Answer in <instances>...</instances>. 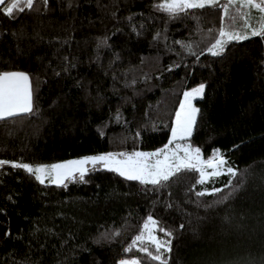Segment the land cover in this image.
I'll list each match as a JSON object with an SVG mask.
<instances>
[{
  "label": "trees",
  "instance_id": "obj_1",
  "mask_svg": "<svg viewBox=\"0 0 264 264\" xmlns=\"http://www.w3.org/2000/svg\"><path fill=\"white\" fill-rule=\"evenodd\" d=\"M151 2L73 0V6L66 7L67 0H49V8L45 11L42 0H36L40 11L25 9L14 20L0 14V70L29 72L38 92L36 106L39 109L30 115L0 121V158L54 163L103 151H131L134 147L151 151L167 142L170 121L183 89L206 81L210 85L208 97L195 103L205 110L208 118L206 123L201 122L192 142L201 147L205 157L211 154L213 147L224 151L232 166L247 173L245 190L232 207L218 205L206 211L203 207L184 203L188 199L185 189L194 183V173L178 174L168 188L153 193L143 191L137 182L124 181L104 170L90 171L85 177L88 183H69L64 189L41 185L23 170L4 166L0 168V207L6 208V213H0V264H13L20 258L12 253L23 250L31 241L30 223L37 219L49 227L55 225L53 231L59 234L47 241L52 250L46 257L48 260L59 247V237L72 230L76 233V242L86 241L89 248L87 252L77 250L72 257L75 264H115L122 255H135L145 264H154L136 249L130 254H123L121 250V241L131 239L149 212L161 218L166 226L178 229L170 264H246L252 258L259 264L264 255L261 251L264 244L261 226V213L264 212V65L261 64L264 43H260L259 37L232 42L220 57L205 53L198 63H193V57H186L178 68L167 71L179 58L175 51H165L163 43L149 44L151 31L163 27L161 14L149 7ZM112 12L116 13L115 17ZM195 14L202 16L203 29L218 26L217 13L197 10ZM129 15H133L137 27L148 17L150 31L140 37L130 34L124 19ZM194 24L193 19L185 17L182 22H172L166 34L174 39H185ZM13 31L19 32L20 38L13 37ZM105 35L110 36L113 49L121 56L115 69L117 74L128 69L126 78H135L136 83L131 87H123L125 77L122 75H118L113 87L112 70L105 75L95 63L89 62L97 38ZM175 48L178 50L179 46ZM100 51L101 62L106 66L111 54L106 49ZM64 56L76 58L77 67L68 74L62 71ZM55 72H60V76ZM142 76L147 79L141 80ZM81 79L85 84L92 82L89 85L91 97L87 99L83 89L75 86V81ZM97 88L104 97L99 106ZM121 97H126L127 102ZM54 101L58 103L53 104ZM118 106L128 123L124 126L110 124L104 129L106 135L101 137L97 132L99 121L107 119L110 110L115 113ZM138 130L143 135L136 141L134 133ZM125 136L127 138L121 142ZM227 180L228 176L224 175L218 177L214 185L207 186L222 187ZM9 195L12 201L6 199ZM191 199H196L194 194ZM202 199L211 202L213 198ZM164 201L177 204L184 211H177L175 207L165 211ZM226 211L234 212L237 222L241 213L245 216L244 230L233 231L231 237L222 223ZM185 212L203 218L199 222L191 218V225L199 223V239L189 230V217ZM124 217L128 219V227L115 242L102 241L97 245L88 239L89 233L96 234L99 225L120 224ZM182 222L185 228L181 230L178 226ZM6 229H10L11 238L4 237ZM17 236L19 240L15 239ZM236 238L241 242L236 243ZM40 239L43 241L44 237L41 235ZM31 242L35 247V241Z\"/></svg>",
  "mask_w": 264,
  "mask_h": 264
},
{
  "label": "snow or ice",
  "instance_id": "obj_2",
  "mask_svg": "<svg viewBox=\"0 0 264 264\" xmlns=\"http://www.w3.org/2000/svg\"><path fill=\"white\" fill-rule=\"evenodd\" d=\"M72 6L73 0H67L66 7ZM42 7L47 11L49 0H42ZM149 7L153 12L160 13L163 19V27H156L155 31H151L149 44L163 43L165 51H175L179 58L169 65L167 71L178 68L181 63L185 62L186 57H193V63H198L205 53H209L212 57H220L225 53L226 46L232 42L239 43L248 41L252 37H259L260 43H264V0H152ZM25 9L40 11V6L36 4V0H0V14L10 20H14L17 14L23 13ZM197 10L201 13L206 10L217 13L218 26L214 25L206 30L203 29L200 24L202 16L195 14ZM112 15L115 17L116 13L112 12ZM185 17L195 21L187 38L174 39L168 36L166 33L170 30L169 25L174 21L182 22ZM124 19L127 21L129 33L136 37L150 31L151 20L148 17L139 23V27L136 26L133 15L124 17ZM117 31L119 32L120 29ZM11 35L18 39L21 34L13 31ZM176 45L179 46L178 50L175 48ZM201 45L204 46L201 47ZM101 49H106L111 54L106 66L100 59ZM93 51L94 55L89 62L95 63L105 75L112 70L113 87H115L118 75L125 77L122 82L125 88L136 83L135 78L132 80L126 78L128 69H123L119 74L115 71L121 61V56L119 52L113 49L109 35L97 38ZM62 60L64 64L62 71L66 74L77 67L75 57L70 59L68 56H64ZM261 64L264 65V59L261 60ZM54 74L57 77L60 76V72ZM145 79H147L146 76L141 77V80ZM91 83L88 81L85 84L82 79L75 81V86L85 92L86 99L91 97L89 89ZM209 86L206 81H202L194 87L183 89L179 96V104L170 121L167 142L151 151H143L134 147L131 151H103L54 163H29L0 158V168L9 166L11 169H21L30 176H34L41 185H54L56 188L64 189L68 188L69 183H88L85 177L90 171L104 170L116 174L124 181L137 182L143 191L153 193L168 188L178 174L189 172L195 174L194 183L185 189L188 199L184 203L194 204L197 208L203 207L206 211L218 205L232 207L235 199L246 188L247 173H241L239 169L232 166L228 156L220 148L213 147L211 154L205 157L201 147L192 142L194 133L200 127L201 122L206 123L208 118L205 110L198 107L195 101L208 97L207 89ZM133 93L136 94L135 89H133ZM37 96L38 92L34 89L32 76L29 72L11 69L0 70V121H7L39 111L36 106ZM96 98L99 106V102L104 99L99 88H97ZM121 99L127 102L126 97H121ZM56 103L58 101L53 102V104ZM113 123H119L121 126L128 123L123 119L119 106L115 113L110 110L108 118L99 121L98 134L104 137L106 135L104 129ZM141 127H146V125ZM153 130H156L154 124ZM142 135L141 131H136L134 140L138 141ZM126 138V136L122 137L121 142ZM233 147L237 146L233 145ZM224 175L228 176V180L222 187L207 186L209 184L214 185L216 179ZM234 177L236 179H233ZM192 194L195 195L196 199H191ZM206 196L213 198L211 202L202 199ZM6 199L12 201L13 197L9 195ZM163 207L165 211L174 207L177 211H184L179 205L169 201H164ZM0 213H6V208L0 207ZM184 214L189 217V230L193 237L199 239L201 237L199 223L195 226L191 225V218L195 217L197 222L203 218L191 212ZM57 215L61 214L57 213ZM122 220L123 223L120 224L99 225L96 234L89 233L88 239L97 245L101 244L102 241L110 244L115 242L128 227L127 217L122 218ZM244 220L243 213L240 214L239 222H237L234 212H225L222 223L229 237L232 236L233 231L242 232L244 230ZM73 222L75 223V218H73ZM261 226L264 228V212L261 213ZM54 227L56 226L49 227L47 223L39 219L32 221L28 235L31 241H35V247L30 241L23 250L17 249L13 252V256L20 257L13 261V264H75L72 257L77 254V250L89 251L87 242L77 243L75 240L76 233L68 230L65 235L59 237V247L55 249L53 258L51 260L46 259L52 251L47 244L49 237L59 236L58 233H54ZM101 228L104 231H101ZM178 228L184 229L185 224L180 223ZM177 231L176 227L166 226L161 218L149 212L142 218L138 230L131 236V239L127 242L121 241L122 253L130 254L132 249H136L149 262L170 264L173 241L177 236ZM3 235L5 238L12 237L10 229H6ZM41 235L44 237L43 241L40 239ZM15 239L19 240L20 237L17 236ZM235 242L240 243L241 241L236 238ZM261 251L264 253V244L261 246ZM115 264H145V262L135 255H122L115 261ZM246 264H257V261L252 258L246 261ZM259 264H264V255H262Z\"/></svg>",
  "mask_w": 264,
  "mask_h": 264
}]
</instances>
